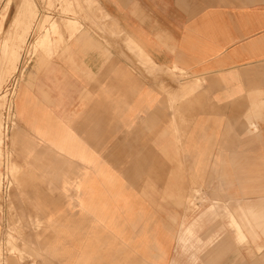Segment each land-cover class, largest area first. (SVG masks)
<instances>
[{
  "label": "crops",
  "instance_id": "crops-1",
  "mask_svg": "<svg viewBox=\"0 0 264 264\" xmlns=\"http://www.w3.org/2000/svg\"><path fill=\"white\" fill-rule=\"evenodd\" d=\"M83 2L15 88L1 264H264V0Z\"/></svg>",
  "mask_w": 264,
  "mask_h": 264
},
{
  "label": "rangeland",
  "instance_id": "rangeland-1",
  "mask_svg": "<svg viewBox=\"0 0 264 264\" xmlns=\"http://www.w3.org/2000/svg\"><path fill=\"white\" fill-rule=\"evenodd\" d=\"M6 11H11L15 19L7 26L2 37V30H0V204L12 196L14 186H18L16 181L19 173L13 161V153L7 148L3 150L2 143L8 129L19 126L13 109V99L23 71L22 67L26 65L25 61L30 60L31 55L37 57L41 54L51 55L56 49L65 47L63 37L67 35V38H70L71 34L77 31L81 18L84 20L87 19L83 18L85 15L99 14L93 3L87 4L83 0H0V19ZM68 18H73L77 23H65ZM22 20L26 22L19 23ZM16 32L19 35L14 38ZM5 35L7 38L4 39ZM127 43L132 44L129 40ZM174 70L167 72L172 79L186 82L190 78L186 73ZM4 218L5 221L14 224V230L7 232L4 240L10 246L13 241L21 245L25 233L15 230L19 217L5 216ZM40 218V216L26 217L29 223H40L38 221ZM187 232H190V229H187ZM18 249L13 247L7 249L8 255L24 256V249H19L20 251ZM1 262L0 250V264Z\"/></svg>",
  "mask_w": 264,
  "mask_h": 264
},
{
  "label": "built area",
  "instance_id": "built-area-1",
  "mask_svg": "<svg viewBox=\"0 0 264 264\" xmlns=\"http://www.w3.org/2000/svg\"><path fill=\"white\" fill-rule=\"evenodd\" d=\"M29 59H27L25 62H26V65L29 63ZM26 65H23L22 69H24V67H26Z\"/></svg>",
  "mask_w": 264,
  "mask_h": 264
}]
</instances>
